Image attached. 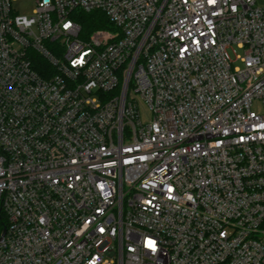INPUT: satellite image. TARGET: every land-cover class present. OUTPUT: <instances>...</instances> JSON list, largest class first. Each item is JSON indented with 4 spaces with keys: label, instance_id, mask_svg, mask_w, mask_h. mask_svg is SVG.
<instances>
[{
    "label": "built area",
    "instance_id": "built-area-1",
    "mask_svg": "<svg viewBox=\"0 0 264 264\" xmlns=\"http://www.w3.org/2000/svg\"><path fill=\"white\" fill-rule=\"evenodd\" d=\"M14 2L0 264H264V0Z\"/></svg>",
    "mask_w": 264,
    "mask_h": 264
},
{
    "label": "trees",
    "instance_id": "trees-1",
    "mask_svg": "<svg viewBox=\"0 0 264 264\" xmlns=\"http://www.w3.org/2000/svg\"><path fill=\"white\" fill-rule=\"evenodd\" d=\"M75 17L80 24L85 36H90L94 32L99 30H112V25L108 18L100 12H76ZM37 66L36 69L43 75V68L50 67L44 60L36 57Z\"/></svg>",
    "mask_w": 264,
    "mask_h": 264
},
{
    "label": "rangeland",
    "instance_id": "rangeland-1",
    "mask_svg": "<svg viewBox=\"0 0 264 264\" xmlns=\"http://www.w3.org/2000/svg\"><path fill=\"white\" fill-rule=\"evenodd\" d=\"M14 10L20 16H25L31 18L34 16V10L36 8V0H17V2L13 3ZM230 49L229 54L233 61H236L238 55L242 56L244 53L241 50ZM236 66H240L239 62H236ZM142 120L145 121L148 118V112L143 108H141Z\"/></svg>",
    "mask_w": 264,
    "mask_h": 264
}]
</instances>
